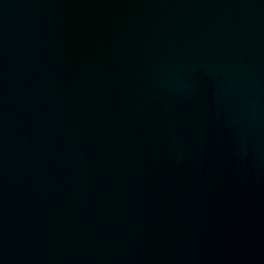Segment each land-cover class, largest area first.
<instances>
[{
    "label": "water",
    "instance_id": "obj_1",
    "mask_svg": "<svg viewBox=\"0 0 264 264\" xmlns=\"http://www.w3.org/2000/svg\"><path fill=\"white\" fill-rule=\"evenodd\" d=\"M134 0H0V264H125Z\"/></svg>",
    "mask_w": 264,
    "mask_h": 264
}]
</instances>
